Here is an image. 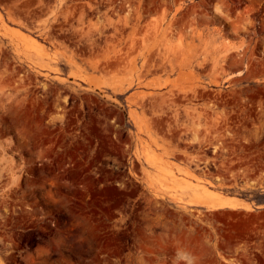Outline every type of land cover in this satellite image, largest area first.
Wrapping results in <instances>:
<instances>
[{
	"label": "rangeland",
	"instance_id": "obj_1",
	"mask_svg": "<svg viewBox=\"0 0 264 264\" xmlns=\"http://www.w3.org/2000/svg\"><path fill=\"white\" fill-rule=\"evenodd\" d=\"M0 264H264V0H0Z\"/></svg>",
	"mask_w": 264,
	"mask_h": 264
}]
</instances>
